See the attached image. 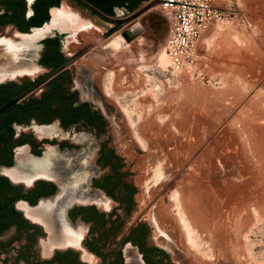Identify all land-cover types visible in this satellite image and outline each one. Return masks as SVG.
Returning a JSON list of instances; mask_svg holds the SVG:
<instances>
[{
  "label": "flooded vegetation",
  "instance_id": "af4514ba",
  "mask_svg": "<svg viewBox=\"0 0 264 264\" xmlns=\"http://www.w3.org/2000/svg\"><path fill=\"white\" fill-rule=\"evenodd\" d=\"M85 1L114 18L137 10ZM95 22L101 39L126 25L80 0H0V108L22 96L0 112V264H177L151 217L173 179L162 166L143 177L117 142L96 42L79 38Z\"/></svg>",
  "mask_w": 264,
  "mask_h": 264
},
{
  "label": "rangeland",
  "instance_id": "374dc122",
  "mask_svg": "<svg viewBox=\"0 0 264 264\" xmlns=\"http://www.w3.org/2000/svg\"><path fill=\"white\" fill-rule=\"evenodd\" d=\"M160 4L105 39L99 38L106 32L102 22L79 37L96 42L93 50L100 61L93 62L99 66L90 71L95 87L111 102L117 142L143 177L162 166L173 179L151 217L170 234L162 239L177 264H264V219L254 211L264 205V0H241L234 20L211 22L198 45L196 64L177 74L168 71L167 53V61H161L174 20ZM116 33L119 45L106 46ZM76 48L74 42L68 44L71 51ZM112 82L116 90L109 86ZM182 108L188 119L182 118ZM139 144L150 145L151 152L137 154ZM195 178L206 190L205 204L215 210L206 219L207 231L204 227L196 233L194 247L175 217L174 195ZM218 238L217 245L211 242Z\"/></svg>",
  "mask_w": 264,
  "mask_h": 264
},
{
  "label": "built area",
  "instance_id": "2783aa9c",
  "mask_svg": "<svg viewBox=\"0 0 264 264\" xmlns=\"http://www.w3.org/2000/svg\"><path fill=\"white\" fill-rule=\"evenodd\" d=\"M160 5L174 20L166 42L172 74L193 68L202 34L211 22H230L241 10V0H163Z\"/></svg>",
  "mask_w": 264,
  "mask_h": 264
},
{
  "label": "bare ground",
  "instance_id": "6f19581e",
  "mask_svg": "<svg viewBox=\"0 0 264 264\" xmlns=\"http://www.w3.org/2000/svg\"><path fill=\"white\" fill-rule=\"evenodd\" d=\"M169 16H167V18H168ZM38 35H35V37H37ZM92 37V36H91ZM90 37V38H91ZM94 37V36H93ZM92 37V38H93ZM119 40H120V34H115V35H113L110 39H109V42H107L106 44V46H108V45H110V46H115V47H117L118 45H119ZM104 50V49H103ZM108 50V49H107ZM110 51V50H109ZM96 52L93 50L92 51V53L90 54V58L95 62H98V61H100V59H99V57L97 58V57H95V54ZM98 55V54H97ZM88 60V59H87ZM103 60V59H102ZM165 60L167 61V58H166V52L165 51H163L162 52V56H161V61L163 62V63H165ZM161 63V62H160ZM110 87H112V89H114V90H116L117 89V86H116V84H114L113 82L111 83V85H109ZM119 92V91H118ZM117 92V93H118ZM121 93V92H120ZM123 93V92H122ZM188 101V100H187ZM137 102V101H136ZM188 103V102H187ZM186 104V103H185ZM189 105H190V103H189ZM140 106V105H139ZM185 106V105H184ZM183 106V107H184ZM186 107V106H185ZM184 107V108H185ZM162 108V107H161ZM180 110H182L183 111V108L182 109H180ZM185 110H186V108H185ZM189 110H190V107H189ZM181 111V112H182ZM145 113V112H144ZM150 113V112H149ZM183 114H181L183 117L182 118H184V119H188L189 118V115H188V113H187V111H183L182 112ZM145 115V114H144ZM143 116V115H142ZM180 116V115H179ZM143 119V118H142ZM181 121L179 122L181 125L183 124V119H180ZM189 121V120H188ZM178 123V124H179ZM187 123V127L186 128H188V122H186ZM185 122H184V126H185V124H186ZM171 124V123H170ZM181 125H178V126H180L181 127ZM193 127H195V126H193ZM164 128V127H163ZM185 128V129H186ZM165 129H166V127H165ZM184 129V130H185ZM173 130V129H172ZM166 131H168V130H166ZM162 132V131H161ZM169 132V131H168ZM43 133V132H42ZM167 133H165V135H166ZM168 134H170V133H168ZM184 134V133H183ZM171 135H173V134H171ZM170 135V136H171ZM164 137V136H163ZM169 137V136H168ZM185 137V136H184ZM204 137V136H203ZM188 138V137H187ZM141 140H144V139H142L141 138ZM146 140V139H145ZM205 140H206V138H205ZM148 141H150L149 139H148ZM147 141V142H148ZM251 141V140H250ZM143 142V141H142ZM254 143V142H253ZM144 144V143H143ZM142 145V144H141ZM167 145V144H166ZM255 145V143L253 144V146ZM165 146V145H164ZM192 146V145H191ZM198 146V145H197ZM175 147V146H174ZM193 147V146H192ZM167 148V147H166ZM191 148V147H190ZM189 148V149H190ZM146 150V149H145ZM173 150V149H172ZM177 150V149H176ZM175 151V150H174ZM174 151H173V153H174ZM180 151V150H179ZM178 151V152H179ZM186 151V150H185ZM176 153H177V151H175ZM181 152V151H180ZM52 153V152H51ZM192 153V152H191ZM53 154V153H52ZM176 155V154H175ZM177 156H179V154L178 155H176V157ZM49 158V157H48ZM54 158V157H53ZM174 158H175V156H174ZM173 158V159H174ZM192 158V157H191ZM55 160V159H54ZM57 160V159H56ZM194 160V159H193ZM45 161V160H44ZM199 161V160H198ZM29 162V163H28ZM176 162H177V160H176ZM51 163H53L52 161H50V159H46V161L43 163H40L41 164V166H44V164H46L47 166H50V164ZM27 164H28V166L29 167H31V168H34L35 166H38V165H40L39 163H34V162H30V160H28L27 161ZM189 168V167H188ZM191 171V172H190ZM190 176H193L194 174H193V169H191L190 168ZM187 173V172H186ZM193 174V175H192ZM199 182H198V179L197 178H195L194 180H193V183L191 184V186H184L185 187V190L184 191H180V190H177L176 192H175V206L177 207V210H178V212H177V215H175V217L177 218V220L181 223V228H183L184 229V232H185V234L187 235V237H188V239H189V241L192 243V245L195 247L196 245V243H197V241H196V239H195V235H197L196 233H198L199 231H201L204 227H205V229H206V231H207V228H206V225H205V223H207L206 222V219L207 218H210L211 216L210 215H212L211 213H213V210H215V209H213V207L212 206H210L209 204H205L206 203V199H207V196H205V193H206V190L205 189H202V188H200L197 184H198ZM189 184V183H188ZM240 187V186H239ZM177 188V187H176ZM178 189V188H177ZM228 194V193H227ZM171 195V194H170ZM210 195V194H209ZM219 195V194H218ZM169 196V195H168ZM222 197V196H221ZM188 200H187V199ZM237 198V197H236ZM239 199V198H238ZM230 202V201H229ZM264 203V202H263ZM260 204V203H259ZM257 205V206H255L254 207V211H255V213L257 214L256 216H257V218H261V219H264V205L263 204H260V205ZM218 205H219V203H218ZM253 205V204H252ZM251 205V206H252ZM209 206V207H208ZM224 206V205H223ZM212 209V210H211ZM162 210V209H161ZM171 210V209H170ZM221 211V210H220ZM221 213V212H220ZM253 215V214H252ZM164 216V215H163ZM233 216V215H232ZM214 217V216H213ZM223 217V216H222ZM221 218V217H220ZM226 220V219H225ZM177 221V222H178ZM220 221H222V219L220 220ZM209 223H211V222H209ZM220 224V223H219ZM243 225V224H242ZM225 226V225H224ZM218 227H219V225H218ZM217 227V228H218ZM244 227V226H243ZM236 228V227H235ZM204 229V230H205ZM210 229V228H209ZM209 229H208V231H209ZM219 230V229H218ZM223 231V230H222ZM202 232V231H201ZM205 232V231H204ZM216 232V231H215ZM228 232V231H227ZM200 233V232H199ZM207 233V232H206ZM209 234V233H208ZM208 234H207V236H208ZM212 233H210V235H211ZM227 234V233H226ZM231 234V233H230ZM212 236H214V235H212ZM233 236V235H232ZM203 237V236H202ZM209 238V237H208ZM231 238V237H230ZM215 239V238H214ZM186 240V239H185ZM216 241V240H215ZM214 240H212L211 242H213L214 244H216L217 245V243L218 242H220V241H222L221 240V238H218V241L217 242H215ZM231 245V244H230ZM238 249V248H237ZM193 254V253H192ZM191 254V255H192ZM195 255V254H194ZM196 256V255H195ZM194 257V256H193ZM245 261V260H244ZM246 263V262H245ZM200 264V263H199Z\"/></svg>",
  "mask_w": 264,
  "mask_h": 264
},
{
  "label": "water",
  "instance_id": "95a60500",
  "mask_svg": "<svg viewBox=\"0 0 264 264\" xmlns=\"http://www.w3.org/2000/svg\"><path fill=\"white\" fill-rule=\"evenodd\" d=\"M81 2H83L85 5H87L89 8H91L92 10L95 11V13L97 15H99L101 18L109 21V22H116V23H123V24H128L134 20H136L137 18H139L141 15H143L145 12H147L149 9L153 8L154 6L160 4L163 0H151L148 4H146L145 6H143L142 8H139L137 10H135L134 12L130 13L126 18H114L111 17L109 15H106L105 13L99 11L98 9L94 8L93 6H91L89 3H87L85 0H80ZM27 93V92H26ZM25 93V94H26ZM24 94V95H25ZM22 96L13 99L12 101H10L9 103L3 105L0 108V112H2L4 109H6L7 107H9L10 105L17 103L20 98Z\"/></svg>",
  "mask_w": 264,
  "mask_h": 264
},
{
  "label": "trees",
  "instance_id": "16d2710c",
  "mask_svg": "<svg viewBox=\"0 0 264 264\" xmlns=\"http://www.w3.org/2000/svg\"><path fill=\"white\" fill-rule=\"evenodd\" d=\"M130 2V10H135L143 0H125Z\"/></svg>",
  "mask_w": 264,
  "mask_h": 264
}]
</instances>
